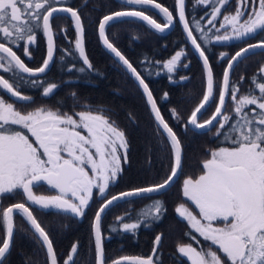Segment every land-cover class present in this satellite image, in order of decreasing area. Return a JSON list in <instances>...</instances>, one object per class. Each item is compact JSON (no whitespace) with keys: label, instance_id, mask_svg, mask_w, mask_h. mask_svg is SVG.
Instances as JSON below:
<instances>
[{"label":"snow or ice","instance_id":"6c2138e0","mask_svg":"<svg viewBox=\"0 0 264 264\" xmlns=\"http://www.w3.org/2000/svg\"><path fill=\"white\" fill-rule=\"evenodd\" d=\"M84 2L87 3V0ZM120 2L124 6L122 10L112 11L99 19L98 36L105 49L126 67L143 89L157 125V136L161 143L164 140L168 142L171 152L170 174L160 183L131 188L107 198L110 187L123 172L121 158L127 163L129 147L125 131L106 114L110 110L93 109L85 104L84 110L72 114L44 106L23 112L14 103L0 96V202L4 197L15 194L24 195L29 202L13 203L0 209V226L4 229L0 241V264H4L10 254L15 215L22 216L30 225L37 243L46 248L50 264H58L53 240L30 205L39 210H54L82 218L94 198V190L103 200L92 222L95 264H106L102 214L119 201L132 203L128 198L147 199L150 198L149 194L161 195L182 173L183 145L179 136L161 114L145 78L109 39L106 32L112 24L124 22L123 18H133L146 22L152 29L163 33L171 28L175 18L157 0ZM195 2L197 5L210 7L205 16L208 17L207 24L212 27L206 31L201 26L200 20L205 17L200 20L193 18L190 22L185 14V0H176L178 18L201 57L206 73L202 99L192 110L184 127L187 130L188 125H191L199 132L215 127V135L218 138L223 136V143L230 146L210 150V158L202 163V174L195 179L188 176L183 180L182 195L198 209V215L193 214L185 203L175 207L178 216L187 221L190 229L210 242L209 246L198 249L191 243L178 244L177 250L190 264H264V65L257 74L261 79L254 76L253 87L246 94H239V82L232 83L230 80V73L236 62L242 57L246 58L249 53L254 54V49H264V39L247 44L227 59V66L219 83L217 101L216 82L209 56L194 35V31L199 32L201 41L211 43L213 40L245 41L255 34L264 33V0H237L235 12L224 14L219 27L216 25L217 18L231 0ZM133 6H150L162 14L165 22L159 23L146 10ZM56 13L70 14L76 33L74 50L86 66L77 69L72 64L67 71L84 73L86 70H93L85 50V27L77 8L67 6L65 0H0V39L5 41L0 42V71L10 74L9 79L0 75V91L6 92L17 102L32 101L31 96L24 95L21 91L26 86L42 87L45 97L54 94L58 87L55 83L39 79V74L45 73L54 62L55 43L51 21ZM41 28L47 38V55L40 67L31 68L9 45L19 47L21 42L26 41L23 52L30 59L29 45L35 43L36 30ZM213 28L216 29L215 33L209 35ZM221 30L223 34H220ZM72 54L71 51L66 52V55ZM227 56V53H220L221 58ZM182 57H186L183 50L175 52L167 61L155 63H162V69L171 74L181 63ZM61 59L65 57L61 56ZM243 80L244 77L241 76L240 81ZM255 90H258V94ZM229 95L233 103L232 113L225 108ZM72 96L75 98V93ZM167 97L168 93L165 92L163 98ZM213 103L214 112L201 123L198 114H202ZM170 113L179 123L181 117L177 110L172 108ZM26 132L34 139H30ZM43 184L56 190L57 194L37 195L34 189ZM146 207L147 211L138 210L135 216L130 213L117 216V226L112 227L111 231L135 234L141 226L151 227L158 222L166 211L160 199L153 200ZM126 219L133 222H125ZM186 235H191V232ZM192 239L196 240V237L192 236ZM161 240L162 235L157 234L152 254L147 257L122 256L112 260L111 264H160L158 258L154 257H157ZM196 243L199 244V241ZM77 251L78 244L73 243L63 264H74V254Z\"/></svg>","mask_w":264,"mask_h":264},{"label":"trees","instance_id":"16d2710c","mask_svg":"<svg viewBox=\"0 0 264 264\" xmlns=\"http://www.w3.org/2000/svg\"><path fill=\"white\" fill-rule=\"evenodd\" d=\"M65 2L67 6L77 8L80 12L85 27V50L93 65V70H86L84 73L76 70L67 71V68L72 64H75L77 69L79 67L86 68V66L83 65L78 53H75L74 50L76 34L72 19L65 13H56L51 21L55 43L54 62L50 64L45 73L39 75V79L46 83H55L58 87L54 90V94L48 97L42 94V87H32L31 85L22 88V93L33 98L29 102L32 107L35 104L46 105L54 110L59 109L61 112L73 113L84 109L83 105L87 104L93 109L110 110L106 114L110 115L116 124L125 131L129 147L127 163L122 161L123 172L115 184L110 187L107 197L131 188L162 182L171 170V152L168 142L167 140H164L163 143L160 142V138L157 136L156 122L139 86L113 56L102 47L97 37L96 28L99 19L109 12L122 10L124 6L117 0H87V3L84 0H65ZM157 3L167 7L175 18L174 24L168 31L160 33L138 19L123 18L124 22L112 24L106 32L109 39L145 78V82L148 83L157 100L161 114L179 136L183 145L182 173L161 195L149 194L150 198L147 199L128 198L132 200V203L119 201L102 214L101 224L106 264H111L112 260L122 256L147 257L152 250L157 234L162 235V240L158 246L157 257L154 258H158L160 264H189L186 257L178 252L176 245L191 240L192 236L196 237L198 233L190 229L187 221L175 212L179 200L186 201L182 195L183 181L181 180L188 176L195 177L194 165L202 167L200 165L203 163L205 155L212 148L224 145L223 136L218 138L215 135V127L203 132L188 127L185 130L184 125L187 117L200 102L204 92V71L198 59L189 49L180 29L176 18V0H157ZM231 3H233L232 0L226 7H229ZM133 7L146 10L147 14L157 22L164 23V19L156 10L145 6ZM208 11H210V7L197 5L195 0H185L186 18L191 22L193 18L200 20L201 17H205L200 20V23L206 31L212 27L207 24L208 17L205 16V13ZM192 27L195 26L192 25ZM62 29L66 31H62ZM213 33H215L214 28L209 35ZM36 34L37 39L31 48V58L24 61L28 67L32 68H36L42 63L45 51L42 28L37 29ZM194 35L209 56L217 87L225 62L224 58L221 61L216 60V54L221 48L213 42L201 41L199 32L194 31ZM260 35L262 36L264 33H260ZM0 41L4 42L2 39ZM22 43L18 49L22 48ZM177 50H183L186 57L181 58V63L177 65L173 73L169 74L166 69H162V63H155L166 61ZM67 51H71L73 54L66 55ZM259 51H264V49L253 50L254 53ZM61 56H64L65 59L62 60ZM249 56L250 54L246 58L240 59L230 73L231 82H239L240 94L242 89L250 84L249 74H253L256 70L252 68L253 61ZM183 65H187V67ZM170 75L171 79H169ZM241 76L244 77L242 82L240 81ZM5 77L9 79L10 74L5 73ZM182 77H186V79H181ZM10 82L12 81L10 80ZM165 92L168 93L167 98H163ZM73 93H75V98L72 96ZM3 95L6 101L14 103L16 107H20L23 103ZM172 108H175L181 117L179 123L171 116L170 109ZM212 108L213 106L203 111V117L208 116L212 112ZM225 108L229 113H232L233 103L230 95L226 98ZM233 118H235L234 114ZM34 192L37 195H51L53 189L43 184L41 187L35 188ZM48 192L50 193L46 194ZM155 199L162 200L166 208L158 222H155L151 227L141 226L135 234L111 231L112 227L117 226V216H124L125 213L135 216L138 210L147 211L146 206ZM102 201L98 194H94V198L82 218L71 214L57 213L54 210H39L30 205L34 215L53 240L58 264H63L73 243L78 244V251L74 254V264H95L92 220ZM18 202L29 203L24 195L15 194L4 197L0 202V209L8 204ZM125 222L133 221L126 219ZM14 226V239L10 254L4 264H48L45 248L37 243L26 220L20 215H15ZM0 229V241H2L4 230L2 226ZM188 232H191V235H186Z\"/></svg>","mask_w":264,"mask_h":264},{"label":"flooded vegetation","instance_id":"af4514ba","mask_svg":"<svg viewBox=\"0 0 264 264\" xmlns=\"http://www.w3.org/2000/svg\"><path fill=\"white\" fill-rule=\"evenodd\" d=\"M233 2H234V0H232ZM225 8H228V7H224L223 9H222V12L225 10ZM221 12V13H222ZM161 15V14H160ZM161 17H162V15H161ZM163 18V17H162ZM164 22H165V20H164ZM218 22V23H217ZM216 23H217V27H219V17L217 18V21H216ZM215 29V28H214ZM215 31H216V29H215ZM43 32V31H42ZM220 34H223V30H221V33ZM262 39H264V35H260V33H258V34H255L252 38H248V39H246L245 41H237V40H233V41H225V42H216V41H212L213 43H215V44H218L220 47L219 48H221V50H218V52H217V54H216V60L217 61H221V59H223V58H221L220 57V53L222 52V51H224L225 53H227L228 54V56L227 57H225L224 58V64H223V67H222V70H221V73H220V77H221V80H222V76H223V71H224V69H225V67H226V62H227V59L228 58H230L231 57V55H233L236 51H238L240 48H243V47H245L247 44H254V43H257L258 41H260V40H262ZM0 42H3V41H0ZM5 42V41H4ZM44 42H45V38H44ZM25 43H26V41L25 42H23L22 43V48L21 49H18V47L16 46V45H9V46H11V47H13V49H14V51H16L17 52V55H19L20 57H21V59L22 60H27L28 59V57H26L25 56V54H24V52H23V47H24V45H25ZM34 44H31L30 45V48H29V51H30V53H31V48H32V46H33ZM45 47H46V45H45ZM224 48H226V50H223ZM250 54V56H249V58H250V60L251 61H253V65H252V68L253 69H256L255 71H254V73L253 74H249V77H250V84L248 85V86H246V88L244 87V89H242V92H241V94H246L248 91H249V89H251L253 86H252V78L254 77V76H257V74H258V71H259V69H260V67L262 66V65H264V51H259L258 53H249ZM44 56H45V51H44ZM44 56H43V58H44ZM199 61V60H198ZM201 64V63H200ZM41 65V64H40ZM39 65V66H40ZM38 66V67H39ZM220 66H221V64L220 65H218V67L220 68ZM201 67H202V65H201ZM32 68V67H31ZM37 68V67H36ZM0 75H4L5 76V73H3L2 71H0ZM39 75H41V74H39ZM6 78V77H5ZM257 78L258 79H261L260 77H258L257 76ZM220 80V81H221ZM216 96H217V101H218V92H219V85L216 87ZM256 91V93L258 94V90H255ZM3 94H5V95H7V96H9L8 94H6L4 91H0V96H3V98L4 99H6L5 97H4V95ZM240 94V93H239ZM202 96H203V94H202ZM11 98H13V97H11ZM13 99H15V98H13ZM201 99H202V97H201ZM16 100V99H15ZM197 106V105H196ZM211 106H213V108H212V112L211 113H209V115L208 116H206V117H203V115L202 114H199L198 115V117H199V121L202 123L204 120H207V119H209L210 117H211V115H212V113L214 112V110H215V103H213ZM191 114V113H190ZM201 115H202V119H201ZM190 116V115H189ZM188 118V117H187ZM233 119H235V118H233ZM187 121V120H186ZM188 128H190L189 126H188ZM26 134V133H25ZM223 147H228V146H230L228 143H224V145H222ZM222 146H218V147H215V148H219V147H222ZM197 176H199V174L197 175ZM196 177H194V179H195ZM53 194H57V192H56V190H53ZM186 199V202L188 203V205L190 206V209H191V211L192 212H194V213H198V209L190 202V201H188L187 200V198H185ZM4 230V229H3ZM0 231H1V229H0ZM196 239L199 241V244H197L196 243V241L197 240H193V239H191V240H188V241H186V243H191L194 247H197L198 249L201 247V246H205V244L203 243L202 244V238L199 236V234L196 236ZM209 244H210V242H209Z\"/></svg>","mask_w":264,"mask_h":264},{"label":"rangeland","instance_id":"374dc122","mask_svg":"<svg viewBox=\"0 0 264 264\" xmlns=\"http://www.w3.org/2000/svg\"><path fill=\"white\" fill-rule=\"evenodd\" d=\"M236 4H237V0H234V2L233 3H231V5L228 7V8H225V10L221 13V16L219 17V22H220V20L222 19V16L224 15V14H229V13H234L235 12V10H236ZM178 51V50H177ZM177 51H174L173 52V54L172 55H170L169 56V58L168 59H170L174 54H175V52H177ZM221 53H225L224 51H222ZM243 58V57H242ZM242 58H240V59H242ZM167 59V60H168ZM239 59V60H240ZM166 60V61H167ZM238 60V61H239ZM237 61V62H238ZM236 62V63H237ZM226 64H227V62H226ZM236 65V64H235ZM221 80V79H220ZM217 97V96H216ZM16 107V106H15ZM36 107H39V105L38 104H35L33 107H32V105H31V103H25V102H23L22 104H21V106L20 107H16L18 110H21V111H23V112H27V111H31V110H33L34 108H36ZM44 107H47V108H51V109H53L52 107H49V106H46V105H44ZM54 110V109H53ZM81 110H84V109H81ZM81 110H77V111H75V112H78V111H81ZM69 114H72V113H69ZM26 134L27 135H29V138L30 139H34V138H32L31 137V135L29 134V133H27L26 132ZM214 149H217V148H212L211 150H214ZM210 158V151L205 155V158L203 159V161L204 160H206V159H209ZM122 159V161H123V157L121 158ZM202 161V162H203ZM200 166H202V164L200 165ZM194 170H196L195 172H194V176L195 177H197V175L199 174H202V172H203V167H196V165H194ZM186 178V177H185ZM184 178V179H185ZM193 179H194V177H192ZM183 179V180H184ZM183 180H181V181H183ZM50 192H48V193H46V194H49ZM94 194H95V190H94ZM55 195V194H54ZM97 195V194H96ZM180 202L178 203V204H180V203H185V205H186V207H188L189 209H190V206L188 205V203L185 201V200H183V199H181V200H179ZM101 204V203H100ZM177 204V205H178ZM191 210V209H190ZM193 214H196V215H198V213H194L193 212ZM200 236V235H199ZM201 237V236H200ZM202 238V244L204 243L205 244V248H207L208 246H209V242L208 241H205L204 240V238L203 237H201ZM178 244H188V243H186V241L185 242H182V243H178ZM178 244L176 245V249H177V246H178ZM193 246V245H192ZM72 247V246H71ZM71 247H70V249H71ZM194 247V246H193ZM213 248L215 249V246H213ZM70 249L68 250V254H69V252H70ZM68 254L66 255V257L68 256ZM65 257V258H66ZM187 259V258H186ZM65 260V259H64ZM188 261V260H187ZM189 262V261H188ZM189 264H190V262H189Z\"/></svg>","mask_w":264,"mask_h":264},{"label":"water","instance_id":"95a60500","mask_svg":"<svg viewBox=\"0 0 264 264\" xmlns=\"http://www.w3.org/2000/svg\"><path fill=\"white\" fill-rule=\"evenodd\" d=\"M117 1H120V0H117ZM150 7V6H149ZM151 8V7H150ZM157 12H158V10H156ZM110 13V12H109ZM109 13H107V14H109ZM159 13V12H158ZM66 14V13H65ZM67 15H69L70 16V14H67ZM106 15V14H105ZM162 15V14H161ZM104 16V15H103ZM102 16V17H103ZM101 17V18H102ZM176 18H177V20H178V23H179V25H180V29H181V31H182V34H183V36H184V38L186 39V43H187V45H188V47H189V49L191 50V52L194 54V56L199 60V62L201 63V65H202V68H203V71H204V76H205V80H206V73H205V70H204V67H203V62H202V59H201V57L199 56V54H198V52L194 49V46L191 44V42H190V40H189V38L187 37V34H186V32L184 31V29H183V27H182V24H181V22H180V20H179V18H178V11H177V6H176ZM99 22V21H98ZM144 23H146V22H144ZM166 31H168V30H166ZM165 31V32H166ZM96 32H97V37H98V40H99V42H100V44L102 45V47L105 49V47L103 46V44H102V41L100 40V38H99V36H98V24H97V28H96ZM76 34V33H75ZM44 38H45V45H46V52H45V57H44V59L46 58V55H47V38H46V36L44 35ZM247 46V45H246ZM245 46V47H246ZM106 50V49H105ZM107 51V50H106ZM239 51V50H238ZM111 56H113V58L118 62V60H117V58H115L114 57V55L113 54H111L109 51H107ZM235 54V53H234ZM233 54V55H234ZM119 63V62H118ZM127 72H128V74L132 77V79L136 82V84L139 86V84H138V81H136L135 80V78L131 75V73L126 69V67L125 66H123L122 65V63H119ZM42 65V64H41ZM40 65V66H41ZM39 66V67H40ZM226 66H227V64H226ZM205 87H206V81H205ZM139 88H140V90L142 91V93H143V95H144V97H145V100H146V95L144 94V92H143V89L139 86ZM6 93V92H5ZM7 94V93H6ZM146 102H147V100H146ZM148 104V103H147ZM148 106H149V104H148ZM149 109H150V106H149ZM151 111V110H150ZM199 115V114H198ZM152 116H153V114H152ZM154 118V117H153ZM191 129H193L192 128V126L191 125H188ZM176 179V178H175ZM116 194H118V193H116ZM115 195V194H114ZM107 198H110V196L109 197H107ZM103 203V201L101 202V204ZM100 204V205H101ZM11 205V204H10ZM10 205H8V206H10ZM100 205L98 206V208L100 207ZM7 206V207H8ZM98 208L96 209V211L98 210ZM94 216H95V214H94ZM94 216H93V219H94ZM92 222H93V220H92ZM92 233H93V231H92ZM93 238H94V235H93ZM155 240V239H154ZM154 247V246H153ZM152 250H153V248H152ZM152 250H151V252H150V254L149 255H151L152 254ZM45 251H46V248H45ZM46 254H47V252H46ZM148 255V256H149ZM47 258H48V256H47ZM48 264H50V261H49V259H48Z\"/></svg>","mask_w":264,"mask_h":264}]
</instances>
